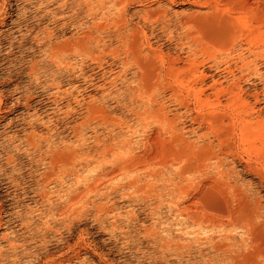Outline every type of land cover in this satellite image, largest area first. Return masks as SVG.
<instances>
[{"label": "rangeland", "instance_id": "1", "mask_svg": "<svg viewBox=\"0 0 264 264\" xmlns=\"http://www.w3.org/2000/svg\"><path fill=\"white\" fill-rule=\"evenodd\" d=\"M0 264H264V0H0Z\"/></svg>", "mask_w": 264, "mask_h": 264}, {"label": "bare ground", "instance_id": "2", "mask_svg": "<svg viewBox=\"0 0 264 264\" xmlns=\"http://www.w3.org/2000/svg\"><path fill=\"white\" fill-rule=\"evenodd\" d=\"M123 5V4H122Z\"/></svg>", "mask_w": 264, "mask_h": 264}]
</instances>
